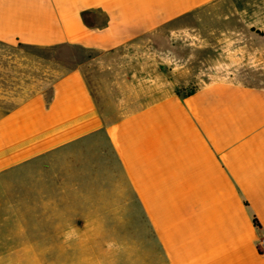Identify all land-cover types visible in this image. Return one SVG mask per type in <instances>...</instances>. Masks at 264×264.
Listing matches in <instances>:
<instances>
[{"label": "crops", "instance_id": "obj_1", "mask_svg": "<svg viewBox=\"0 0 264 264\" xmlns=\"http://www.w3.org/2000/svg\"><path fill=\"white\" fill-rule=\"evenodd\" d=\"M182 26L219 58L264 59V0H0V264H264V86L157 83L114 116L74 55ZM20 166H120L102 198L104 218L120 212V252L92 222L96 196L2 178Z\"/></svg>", "mask_w": 264, "mask_h": 264}, {"label": "rangeland", "instance_id": "obj_2", "mask_svg": "<svg viewBox=\"0 0 264 264\" xmlns=\"http://www.w3.org/2000/svg\"><path fill=\"white\" fill-rule=\"evenodd\" d=\"M190 21V26L198 25L195 18ZM199 29L201 28H195L198 32ZM210 43L212 46L207 47L204 39L193 32L192 28L166 27L111 54L76 52L74 55L82 62L98 106L102 111L113 110L114 116H118L119 100L137 99L143 90H153L157 83L162 85L174 82L179 87H184L187 92L205 82L221 78L264 86V59L219 58L216 39L210 38ZM0 50L5 51L6 48ZM61 51L70 59L73 57L71 48H63ZM2 178L19 183L30 180L34 185L43 184L27 188L36 191L35 194L55 195L58 190L55 181L59 180L65 184L63 189L66 196L80 195L81 200L85 201L90 195L96 196V208L91 204L96 212L92 222L97 227H104L106 224L108 227L112 226L113 250L120 252V212H114L112 219L109 216L108 219L104 218L105 204L102 199L106 190H115L114 187L104 186L107 180L124 178L120 166H20L7 172ZM1 189L24 194L26 187L8 186ZM72 205L70 204V210L73 209ZM2 206L5 208L9 204L3 203ZM79 206L80 210L88 211L89 203L83 202ZM107 220L111 222L110 225ZM136 221L126 220L128 226L131 223L135 226ZM105 237L104 234L97 236ZM129 254L132 257L136 252L130 250ZM161 258L163 259V255Z\"/></svg>", "mask_w": 264, "mask_h": 264}, {"label": "built area", "instance_id": "obj_3", "mask_svg": "<svg viewBox=\"0 0 264 264\" xmlns=\"http://www.w3.org/2000/svg\"><path fill=\"white\" fill-rule=\"evenodd\" d=\"M257 248L260 254H264V237L259 240Z\"/></svg>", "mask_w": 264, "mask_h": 264}, {"label": "trees", "instance_id": "obj_4", "mask_svg": "<svg viewBox=\"0 0 264 264\" xmlns=\"http://www.w3.org/2000/svg\"><path fill=\"white\" fill-rule=\"evenodd\" d=\"M190 92H191V91H190ZM190 92H189V93H190Z\"/></svg>", "mask_w": 264, "mask_h": 264}]
</instances>
